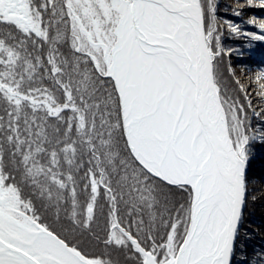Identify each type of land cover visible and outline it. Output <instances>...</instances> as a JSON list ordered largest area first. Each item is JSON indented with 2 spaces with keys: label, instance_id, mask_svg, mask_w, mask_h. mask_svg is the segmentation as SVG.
I'll return each instance as SVG.
<instances>
[{
  "label": "snow or ice",
  "instance_id": "obj_1",
  "mask_svg": "<svg viewBox=\"0 0 264 264\" xmlns=\"http://www.w3.org/2000/svg\"><path fill=\"white\" fill-rule=\"evenodd\" d=\"M251 9L0 0V264H264Z\"/></svg>",
  "mask_w": 264,
  "mask_h": 264
},
{
  "label": "trees",
  "instance_id": "obj_2",
  "mask_svg": "<svg viewBox=\"0 0 264 264\" xmlns=\"http://www.w3.org/2000/svg\"><path fill=\"white\" fill-rule=\"evenodd\" d=\"M218 2L220 4L221 13L227 15V13L224 12V9L226 5L232 2V0H218ZM251 14L264 15V12H261L258 9L247 10L245 12L244 18ZM230 18L236 19L237 22L243 19L234 17ZM244 27L250 31L254 30L248 25H244ZM224 43L226 47L239 46L245 52L243 58L238 57L235 53L231 57H225V66L230 61L232 63V66L238 70V73L240 68L255 70L258 67L264 66V43L254 42V47L251 50L244 48V45L247 43V41L243 39H225ZM252 163L254 169L257 171L264 167V153H258L257 158ZM250 212L251 216L248 221H246L249 226L255 227L257 225H260L261 223H264V217L261 216L260 207L257 206L255 209H250Z\"/></svg>",
  "mask_w": 264,
  "mask_h": 264
}]
</instances>
